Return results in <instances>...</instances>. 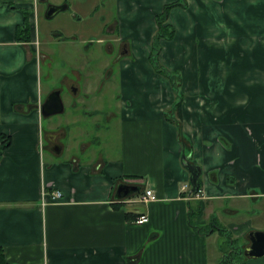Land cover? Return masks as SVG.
<instances>
[{
  "label": "crops",
  "instance_id": "obj_1",
  "mask_svg": "<svg viewBox=\"0 0 264 264\" xmlns=\"http://www.w3.org/2000/svg\"><path fill=\"white\" fill-rule=\"evenodd\" d=\"M112 1V20L99 16L107 39L98 41L110 51L115 43L124 48L118 112L105 118L119 129L120 161L94 154L86 162V155L55 162L44 155L60 119L40 111L43 56L33 27L39 0H0V248L6 262L219 264L223 250L227 261L264 264V256H244L248 235L264 233V0H185V9L169 13L174 37L160 41L159 62L179 75L183 133L201 168L197 195L180 163L177 131L163 115L175 95L149 62L154 18L175 0ZM100 8H92L91 19ZM25 14L30 41L20 42L16 28ZM69 116L76 129L82 115ZM67 132L62 128V136ZM121 185L153 191L156 201L118 199ZM43 191L62 195L42 206ZM142 214L148 222L136 225ZM191 224L205 231L216 224L230 240Z\"/></svg>",
  "mask_w": 264,
  "mask_h": 264
},
{
  "label": "rangeland",
  "instance_id": "obj_2",
  "mask_svg": "<svg viewBox=\"0 0 264 264\" xmlns=\"http://www.w3.org/2000/svg\"><path fill=\"white\" fill-rule=\"evenodd\" d=\"M50 2L55 5L62 2V7L65 6L66 9L50 19H45L43 9H40L33 22L34 34L39 43L40 54L43 56L38 64L37 79L43 98L53 91L62 89L64 113L53 116L51 121L57 122L56 120L60 119L55 128V136L52 137L61 147V151L63 146L64 151L61 155H55L46 150L44 155L55 162L83 155L86 156L81 159L86 162L93 158L94 154L120 161L119 129L115 126L116 122L108 125L105 121L107 114L118 112L115 99H118L119 94L118 71L122 57L117 53L120 44H112L110 52L107 44L98 41L102 38L107 39L101 33L104 24L99 16L103 15L105 22L112 20L113 1L50 0ZM96 6L104 9L100 8L99 13L91 19V10ZM173 75L179 76L174 72ZM166 80L169 84L168 79ZM75 84L78 91L76 97L72 98L69 96L71 93L67 92V87L76 86ZM169 85L171 87V84ZM171 106L164 109L163 115ZM72 110L82 115L78 116L79 124L76 129L75 120L69 116L74 114ZM47 121L44 119V125ZM61 127H66L71 132L62 136ZM237 262L232 261V264Z\"/></svg>",
  "mask_w": 264,
  "mask_h": 264
},
{
  "label": "trees",
  "instance_id": "obj_3",
  "mask_svg": "<svg viewBox=\"0 0 264 264\" xmlns=\"http://www.w3.org/2000/svg\"><path fill=\"white\" fill-rule=\"evenodd\" d=\"M186 6L187 4L185 0H175L174 3L165 5L162 8V12L155 16L154 21H155L156 30L151 40L149 62L152 68L154 69L153 71H155L157 74H160L161 76L168 79V81L170 82L169 84H171L172 90L175 94L176 101L171 106V108H169V110L164 112V118L166 121H168L175 127L177 131V136H179L178 140L180 142V145L185 148V154L190 153L189 162L191 164H194V162L192 161L191 146L184 137L182 123H181L182 120H181V110L180 109H181L183 94L180 89L179 76H174L172 71L168 70L166 67H163L158 61L159 55L161 52L160 41L161 40L170 41L174 37V29L168 24V16H169L170 11L173 8H177V7L185 9ZM29 33H30V25L27 20V14H25L23 24L20 27L16 28V39H18V41L20 42H29L30 41ZM7 144L8 143L4 141L1 149L4 150L5 148H7L8 147ZM136 188H138L137 193H139L141 188L139 187H136ZM200 188H201V180L199 178V188L198 189L200 190ZM191 194L194 195L193 193ZM190 226L195 228L200 233L204 231L205 232L204 234H211V232L216 230L220 234H222L225 238L230 240L229 233L224 228L216 224H212L211 228L207 231L199 227H194L192 224ZM222 254L223 256L220 259L219 264H232V261H227L228 256L225 254L223 250H222ZM0 264H8L5 260L4 252L1 248H0Z\"/></svg>",
  "mask_w": 264,
  "mask_h": 264
},
{
  "label": "water",
  "instance_id": "obj_4",
  "mask_svg": "<svg viewBox=\"0 0 264 264\" xmlns=\"http://www.w3.org/2000/svg\"><path fill=\"white\" fill-rule=\"evenodd\" d=\"M46 12L44 14L45 19H50L58 12L63 11L66 7H56L49 6L46 8ZM64 110L63 103L59 98V92L53 91L51 92L45 99L44 103L41 106V115L43 117H51L58 114H61ZM182 156L180 158V162L182 167L189 173V183L191 186V193L197 194L199 191V178L201 175V168L196 164H191L189 162L190 153L185 154V148L182 149ZM53 152L55 154H59L60 149H54ZM138 192V188L130 187V186H118L117 191L115 193L118 199H123L130 196L133 193ZM248 239L251 243V246L248 251L244 253L245 257L258 258L264 256V233H250L248 235Z\"/></svg>",
  "mask_w": 264,
  "mask_h": 264
},
{
  "label": "built area",
  "instance_id": "obj_5",
  "mask_svg": "<svg viewBox=\"0 0 264 264\" xmlns=\"http://www.w3.org/2000/svg\"><path fill=\"white\" fill-rule=\"evenodd\" d=\"M61 193L59 192H54V193H51V194H48L47 192L43 191L42 192V198H41V204L42 206L46 205V203L48 202V200L54 202L56 200H58L60 197H61ZM138 202L140 204H148L150 202H154L156 201V197L153 193V191H148V190H145L143 191L142 194H140L137 198ZM148 222V217L145 215V214H142V215H139L136 220H135V224L136 225H144Z\"/></svg>",
  "mask_w": 264,
  "mask_h": 264
},
{
  "label": "flooded vegetation",
  "instance_id": "obj_6",
  "mask_svg": "<svg viewBox=\"0 0 264 264\" xmlns=\"http://www.w3.org/2000/svg\"><path fill=\"white\" fill-rule=\"evenodd\" d=\"M39 5L41 6V9H43V14H45V12L47 10L46 8H48L49 6L62 7V2L59 5H55L54 3L50 2V0H39ZM106 47H107V49L110 48L109 45H106ZM123 53H124V48L122 45H119V50H118L117 54L122 55ZM77 91H78L77 86L69 85L67 87V92L71 93V95H69V93H68V95L72 98L76 97ZM57 92H59V98L62 101V89L57 90ZM44 99H46V97H44ZM61 135H62V133H61ZM53 139H54V137H52V136H50L49 138L46 139V145H49V150L53 151L54 149H58V148L61 150V147L59 145H57V143Z\"/></svg>",
  "mask_w": 264,
  "mask_h": 264
}]
</instances>
